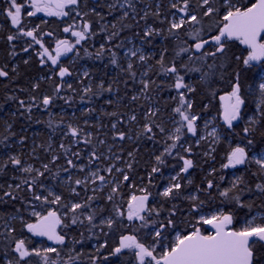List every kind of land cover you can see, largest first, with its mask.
<instances>
[{"label": "trees", "instance_id": "trees-1", "mask_svg": "<svg viewBox=\"0 0 264 264\" xmlns=\"http://www.w3.org/2000/svg\"><path fill=\"white\" fill-rule=\"evenodd\" d=\"M17 2L26 3L27 0H17ZM132 2L135 5V12L126 5L121 8L124 0H100L99 2L81 0L78 8L74 11V16L68 20L51 18L45 21L40 16H27V12L31 8H24L22 12L23 26L26 29L39 26L41 34L52 33L51 36L43 35L42 41L50 49L55 48L58 39L72 37L63 31L64 27L75 23V30H80L84 21L90 23L91 31L95 34L89 35L86 40L77 45L79 56L70 53L60 60V64L68 67L72 72V75L65 77L62 82L54 74L50 62L47 65L39 63L36 52L40 51V47L34 44L30 38L18 36L16 40L11 42L7 40L8 35H17V30L12 26L10 19L6 17L4 12V9L8 7L7 0H0V67L6 65L5 70L9 73L6 79L0 77V90L2 92L0 97V140L9 136L5 143L10 145L13 143L15 148H18V142H14V140L25 137L22 145L24 153L21 159L27 160L26 163L32 164L35 168H41L44 163L49 164L50 171L40 179L45 186L50 187L57 194H61L64 203L69 201L84 202L89 196H92L94 199L90 202L91 208L86 211L96 210L99 212V209L103 208L104 212L101 215L107 216L111 213L113 206L112 202L107 200V196L110 194L114 183L119 182V194L116 196L115 203L125 210L129 198L133 194L141 195L139 190L143 187H148L152 193L150 207L154 206L161 210L159 217L153 215L152 219L165 220L175 206L176 214L172 218L176 221L177 226L175 229L165 230L163 245H156L157 253L161 252L162 247H167L173 242L177 233L183 235L191 232L193 227H202L203 225L197 223L201 215L213 214L217 211L231 212L233 214L231 227L236 230L242 228L246 221L256 213L263 216L262 220L256 221L257 224L264 222V194L259 193L255 188L257 183H264V176L258 174V165L251 163L234 169L222 170L220 168V165L225 162L227 152L237 143H241L243 146L247 143L248 138L253 139L254 148L251 154H255L257 148L264 146V125L255 126L256 131L250 137L241 140L247 118L254 113L255 104L259 97L258 91L250 92L248 86L252 85L255 88L260 82L261 76L264 75V61L260 66L252 64L250 67H246L242 61L237 62L233 59L225 69L224 78L221 79L218 74L209 85L199 84V73H187L185 81L197 85V91L191 94V99L193 111L201 117L197 122L199 125L198 135L186 134L181 141L184 147L191 146V153L184 152L183 147L178 146L173 149V155L165 156V162L158 164L156 156L161 155L164 152L165 143L170 144L171 141H167L166 135L159 133L156 129H154L156 135L153 139H148L146 135L141 134L142 127L146 122L145 114L150 108H158L160 112L153 119L157 123L163 121L166 129L170 131L173 124L169 120V116L176 106L171 97L176 96V91L168 87L173 82L172 78L161 72L157 61L163 53L166 65L173 61L177 66L188 63L187 54L176 55L180 47L186 46L185 41L187 44H192L188 33L192 32L194 28L202 27L205 36L215 34L218 18L215 16L211 18L201 17V25H186L176 35L170 36L168 28L173 19V13L176 12L171 7L174 0H132ZM212 2L214 6H219V0H212ZM233 3L244 7L255 3V0H233ZM109 5H115V8H110ZM125 10L129 12V16L122 18ZM76 11H79L81 16H76ZM157 11H159V16L155 15ZM190 11L201 13L198 0H190ZM145 12L148 13L147 18L141 19ZM180 15L182 14L176 13V17L179 18ZM112 25H115V28ZM149 25L161 30V35L143 38L144 29ZM114 31L119 32V35L109 41L107 37ZM177 35L179 39L176 38ZM29 43H32L33 47L28 52H24L23 48L27 47ZM121 43L123 46L117 47ZM101 44L105 46V51L97 58L96 53ZM133 44L134 47L139 46L145 50L147 57H149L146 63L138 60L139 55L129 59L125 56V52L131 49ZM229 48L230 56L233 54L247 55L246 46L240 45L238 41L231 42ZM85 50L91 55H86ZM113 52L116 53L119 66L111 63ZM13 53L15 54L13 55ZM25 60H28L27 64L24 63ZM129 60L133 63V71L136 73L134 78L128 71L121 70L122 68L127 69ZM209 63H211V59H209ZM14 67L16 68L15 72L12 71ZM84 70L88 71V77L83 76ZM145 72L147 75H143ZM235 72L240 73L242 95L245 97L244 119L233 130H229L221 121L222 107L219 97L231 91L229 80L233 78ZM182 74H184L183 70ZM142 79L155 81V83L150 84L146 92H142V84L140 83ZM101 82L104 83L105 87L112 84L113 91L101 92L98 96L88 94L83 101L81 100V96L84 95V87L91 84L93 91H98L97 86ZM36 84L39 87L34 89L33 85ZM58 84H62L63 87L61 92L55 96L52 105H49L47 109H44L43 106L32 107L31 112L26 115L25 107L22 108L19 103L21 100L26 101V95L29 94L30 104H39L43 95H55L54 89ZM68 84L72 85V89L67 87ZM213 93L215 94L213 95ZM10 96L15 97V99H8ZM33 96L37 98L35 102L31 99ZM133 96H137L138 99L133 100ZM60 97H64V99ZM109 100L112 101L111 104L107 103ZM205 105H208L207 110L204 109ZM88 109H94V111L89 113ZM108 113H116V115H108ZM132 115L137 117L135 121L129 119ZM214 118H217L223 137L218 144L214 145L215 152L211 153V157H209L204 153L209 151L210 140H201L199 144L196 141L199 136H203L205 120H213ZM49 122H51V126H49ZM7 124H11L10 131L15 133L14 136L9 135V132L5 130ZM69 124L82 130L80 137L77 138L80 140L79 143H74L71 135H65L68 132L67 126ZM113 124H116L115 129L112 128ZM117 132H124L126 134L125 139L120 140L118 136L114 139ZM88 133H91V143L85 144L83 141L88 138ZM61 144H64L66 148H71L67 157L64 149L61 148ZM3 149L5 148L0 147V152ZM93 150L96 151L99 159L93 160L91 164L97 167L100 175L107 178L108 183L104 185H101L99 181H96L95 184L89 183L87 190L83 185L70 184L67 180L69 176L75 180L76 178L84 179L88 175L87 169L91 165H89V157ZM72 152H80V158L77 159L72 156ZM177 152L192 159L194 167L189 170L188 174H182L186 178L180 181L184 185L181 196L169 199L160 196L159 193L168 186L170 177L179 172L180 167H182L183 162L176 156ZM129 153L132 155L129 156ZM53 156L58 157L54 162L52 161ZM68 158L73 159L77 165H85V171L80 172L78 168L69 167ZM129 164H131V168L128 167ZM113 165L115 167L111 173L105 171L106 168ZM153 167H159L160 171L152 173ZM64 168L69 170L65 172ZM117 168L122 169L129 176L128 181L123 180L122 174L116 171ZM213 168L217 170L216 173L209 175ZM41 170L43 169L41 168ZM6 173V175H0V184L5 185L4 189H0V196H2L3 191L8 190V183L19 182L11 179L13 175L21 176V173L14 171L11 167L6 169ZM149 174H151V184H149ZM221 175L224 176L223 181L220 180ZM240 176L245 181L241 185V188L244 189L240 194L241 201L245 205H251V209L239 207L234 201L229 202L221 198L219 191L215 189L209 190L211 196L207 192L196 191L197 186L201 189L206 187L207 179H212L215 184H219L222 190L230 187L231 181ZM188 179H191L192 184L187 183ZM63 181H66L67 184H64ZM101 186L103 188L99 190ZM69 187H76L79 195L72 194L68 190ZM37 191L42 192L43 190L37 189ZM44 194L47 193L44 192ZM189 194L198 195L199 200L204 202L197 211H193L191 208L193 201L184 199ZM18 195L22 198L31 199L27 192H20ZM3 199L4 202H0V264H4L5 259H12L14 256V253L11 252L14 243H12L11 237L7 235L5 222H8L9 227L15 228L12 235L16 239H24L26 242V238H28L26 228L22 226L19 219L11 220V217L16 215L23 216L26 220L34 219L29 216V210L25 209L20 199L15 201L9 200L7 197ZM35 203L39 205V202ZM16 208L21 209L19 213L16 212ZM37 210L42 209L38 207ZM99 218L100 216L97 217V220ZM65 223H68L67 219ZM123 224L126 227H114L107 237L99 229H93L92 232H89L87 221L83 226L73 225L70 229H61L67 233V242L66 245H60L57 248L60 249L64 260L68 259L72 249H75L71 252L73 256L76 253H81L74 264H91L90 257L93 256L100 257L97 264H135L134 257L127 251L125 253L127 259L125 257H110L107 262L103 260V256L108 255L111 248L118 244L120 235L135 234L141 242L152 245L153 238L148 234L149 229L136 230L139 228V221L129 223L125 219ZM104 231L109 230L104 229ZM201 231L205 234L208 233L206 228L201 229ZM73 239L81 240L82 243L74 244ZM105 240L108 241V247L97 253L96 245ZM28 243H26L27 246L34 247L29 239ZM5 251L8 252L7 257L3 255ZM31 261L32 264H40V259L37 257H32Z\"/></svg>", "mask_w": 264, "mask_h": 264}, {"label": "snow or ice", "instance_id": "snow-or-ice-1", "mask_svg": "<svg viewBox=\"0 0 264 264\" xmlns=\"http://www.w3.org/2000/svg\"><path fill=\"white\" fill-rule=\"evenodd\" d=\"M81 0H27L26 3H18L17 0H7L8 7L4 9L6 17L10 19L12 26L17 30V35H8L7 40L9 42L16 40L18 36L30 38L34 44L39 45L40 51L36 52L37 57H39V63L41 65H47L50 62L54 74L59 77L63 82L64 78L71 76L68 67L62 66L60 64L61 56H65L68 53H75L79 56V49L77 45L81 44L88 38L89 35H94L91 31V25L88 21H84L80 26V30H75V23L68 25L63 28L65 33H70L72 37H75L74 41L68 39H58L56 41L55 48L46 47L43 41V35L51 36L52 33L39 32V26L33 29H26L22 22V12L25 7H30L32 10L27 12V16H35L37 13H44L47 16L56 17H68L75 11ZM131 8L135 12V5L132 0H124L121 8L124 6ZM198 6L202 10L201 13H196L195 11H190V0H174L171 3V7L176 10L173 13V20L170 22L168 28V34L170 36L176 35L181 29H184L186 25L195 26L201 25V17H217V23L215 27V34H208L205 36L204 29L194 28L192 32L188 35L192 40V44H187L186 46L180 47L179 51L176 53L180 56L181 53L187 54L188 63H182L177 66L173 61L171 64H165V57L161 53L157 63L160 65L161 72L172 78V84L168 87L173 88L176 91V96L171 97L175 101L176 106L172 109V114L169 116V120L173 124V128L169 131L164 126L163 121L157 123L154 117H157L160 110L158 108H150L145 114L146 122L142 127L143 135H146L148 139H153L156 135L154 129L158 130L159 133L165 134L167 141L171 143H165L164 152L161 155L156 156V161L158 164H163L165 156L173 155V149L178 146L183 147L184 152L191 153V146L184 147L181 143L183 137L186 134H191L192 136L198 135V121L201 119L200 115L193 111V101L191 99V94L197 91V85L188 83L185 81V75L189 72L199 73V84L209 85L213 78L220 75L223 79L225 75V69L227 68L229 62L235 59L237 62L242 61L243 65L250 67L252 62L264 60V0H255L250 6L240 7L233 3V0H219V6H214L212 0H198ZM110 8H115V5H109ZM95 11V9H93ZM176 13L182 15L176 19ZM76 16H81L79 11H76ZM86 15V13H85ZM97 15H100L97 13ZM159 16V11L155 13ZM129 16L128 11H123L122 18H127ZM148 13L145 12L141 19H146ZM103 19V17H101ZM115 28V25H112ZM126 27V25H125ZM104 30V29H102ZM119 32H112L107 39L111 41L114 37L118 36ZM161 35V30L155 29L152 26H147L143 32V38H149L153 36ZM179 39V36H176ZM238 41L240 45L246 46L247 55H229V45L231 42ZM123 44L117 45V47H122ZM33 47L32 43H29L27 47L23 48L24 52H28L30 48ZM105 51V46L101 44L99 51L96 53V57L99 58ZM140 62L146 63L149 57H146L141 49L136 48L135 50L129 49L125 52V56L137 57ZM15 53H13L14 55ZM86 55H91L85 50ZM211 59V63H209ZM25 64L28 60L24 61ZM111 63L113 65H118L116 59V53H112ZM7 66L0 67V77H8L9 73L5 70ZM58 69V71H56ZM122 71H128L130 75L134 78L136 73L133 71V63L129 60L127 64V69H121ZM182 70L183 73L182 74ZM13 72L16 71L14 67ZM89 73L87 71L83 72L84 77H88ZM143 75H147L145 72ZM142 84V92H146L150 84H154L155 81H149L142 79L140 81ZM231 91L225 95H221L219 99L222 102V112L221 117L224 124L229 130L234 129V122H238L244 119L242 109L245 105V97L242 95V85L240 82V73L235 72L231 80H229ZM39 85H33V88H38ZM63 85L58 84L54 89L55 95H43L40 99L39 104H29L27 105V111L30 113L32 107L43 106L47 109L49 105H52L55 96L58 95L62 90ZM67 87L72 89V85L68 84ZM159 87V86H157ZM98 91H93L91 84L83 88L84 95L81 96V100H84L85 96L91 94L92 96H98L101 92H112L113 86L109 84L105 87L104 83L101 82L98 86ZM250 92L259 93V97L255 104L254 114L248 116L246 126L243 128L244 138L250 137L255 131L257 125H264V80H261L258 85L253 88L252 85L248 86ZM75 91V89H73ZM215 93H213L214 95ZM64 99V97H60ZM90 98V97H89ZM8 99H15V97H8ZM32 101H36V97H31ZM133 100L138 99L137 96L132 97ZM67 102V100H66ZM20 106L25 107V102L21 100ZM107 103L111 104L112 101L109 100ZM208 105L204 106L207 110ZM89 113L94 111V109H88ZM15 115V114H13ZM108 115H116V113H108ZM31 119V116H29ZM130 120L135 121L137 117L132 115L129 117ZM39 122V121H37ZM87 123V121H85ZM212 121L205 120L204 129H208ZM51 126V122H49ZM11 124L6 125V131L9 135L14 136L15 133L11 132ZM68 132L65 135H71L74 143H79L82 130L78 127H73L71 124L68 126ZM112 128H116V124L112 125ZM118 136L120 140H124L126 134L124 132H117L114 139ZM86 139H84L85 144L91 143V133L87 134ZM9 139V136H5L0 140V147L10 148L11 145L5 143ZM25 137H21L18 141L23 143ZM201 140H210L209 151L205 152L204 155L211 157V153L215 152V144H218L221 140V135L217 131L215 126H212L211 130L207 132L206 136H199L196 143L199 144ZM101 143H104L101 141ZM50 147V146H49ZM61 148L64 149L65 156L71 151V148H66L64 144H61ZM254 141L251 138L247 139V143L243 146L241 143H237L234 147H231L225 156V162L220 165L223 169H234L240 165H248L255 163L258 165V174L264 176V146L256 149L255 154L253 153ZM72 156L77 159L80 158V152H72ZM251 154V155H250ZM132 153H129L131 156ZM176 156L183 162L182 167H180L179 172L170 177V182L168 186L164 188L162 192L159 193L160 196L175 199L182 194V188L184 185L180 182L185 179L186 176L182 174H188L189 170L194 167V162L190 158H186L184 155H180L179 152ZM58 157L53 156L52 161L54 162ZM119 159V157H116ZM99 159L96 151L93 150L89 157V165L93 160ZM67 164L71 168H78L80 172L85 171V165H77L74 163L73 159L68 158ZM11 167L14 171L21 173V176L13 175L12 180H18V183L7 184V189L3 191L2 196H0V202H4V197L9 200L15 201L20 199L21 204L24 205L26 210H29V216L34 219L26 220L23 216L13 215L11 220L19 219L22 226L27 229V232L31 233L36 237H46L48 241L54 242L56 245L64 246L67 242V233L58 231V229L71 228L73 225L85 224L87 221V230L92 232L93 229H99L100 232L107 237L109 232L116 226L126 227L123 221L126 219L129 223H134L139 221L140 229H149V235L153 238L152 245H146L141 242L137 235L126 234L120 235L118 244L112 247L108 255L103 256L105 262L109 261L110 257H127L125 256L126 250L131 253L134 257L135 264H264V222L260 224L254 223L255 217L247 220L245 226L239 230L230 227L233 224V214L231 212L225 213L219 211L211 216H199L197 221L201 225H210L214 232L205 234L201 231L199 227H193L192 231L187 234L177 233L175 240L171 242L167 247H162L160 253L156 251V245H163L165 239V230L175 229L177 226L176 221L172 218L175 216V206L174 209L170 211L169 216L165 220H154L153 215L159 217L160 209L154 206H149V198L152 193L149 191L148 187H143L139 191L141 195L133 194L127 201L126 210L123 209L119 204L115 203L116 196L119 194V182H115L114 186L111 188L110 194L107 196V200L112 202V211L109 215H101L104 212L103 208L96 210L86 211L91 208L90 202L94 197L89 196L84 202H74L69 201L64 203V198L61 194H57L50 187L45 186L41 181V177L45 176V173L50 171L49 164L44 163L41 168H35L32 164H28L21 159L17 154H7L6 158L0 157V175H6V169ZM115 166H111L105 169L108 173L113 171ZM131 168V164L128 165ZM65 172L69 169L64 168ZM116 171L120 172L123 176L124 181L129 180V176L123 172L122 169L117 168ZM160 171L159 167H153L152 173H157ZM216 169L213 168L209 175L216 173ZM70 184L76 186L83 185L85 190L89 183L95 184L98 180L101 185L108 183L107 178L104 175L99 174V170L91 171L88 173L84 179L76 178L72 179L71 176L67 178ZM220 180H224V176H220ZM151 174H149V184H151ZM187 183L192 184L191 179L187 180ZM244 178L242 176L236 177L231 181L230 187L220 189L219 184H215L212 179L206 180V187L201 189L197 186L196 191L207 192L211 196V191L218 190L219 196L225 200L232 202L234 201L239 207H248L251 209V205H245L241 201V193L244 191L241 185L244 184ZM5 185L0 184V189H4ZM256 190L264 194V183H257L255 185ZM37 189H42V192L37 191ZM72 194L78 196L76 187H69L68 189ZM250 190V189H249ZM95 191V189H93ZM27 192L30 194L31 199L26 197H20L18 193ZM44 192L47 194L45 195ZM184 199L193 201L191 208L193 211H197L200 206L204 203L199 200L198 195L189 194L185 196ZM35 202H39L37 205ZM47 206V207H45ZM58 206V207H52ZM40 207L42 210H37ZM20 208H16V212H20ZM63 210V211H61ZM100 216L99 220L97 217ZM68 223H65V220ZM5 227L7 228V235L11 237L14 247L11 248V252L14 253L12 259H5L4 264H32L31 258L37 257L40 259V264H74V261L81 255V253H76L75 256L71 252L75 249L70 250L68 259L64 260L61 256V251L57 247H44V248H29L26 245L24 239H16L12 234L15 232V228L9 227L8 222H5ZM108 229L109 231H104ZM83 235V233H81ZM98 239V237H97ZM74 244L82 243L81 240L73 239ZM108 247V241L105 240L103 243L96 245V252L100 253L102 249ZM5 257L8 256V252L3 253ZM91 264H97V260L100 259L99 256L90 257Z\"/></svg>", "mask_w": 264, "mask_h": 264}, {"label": "flooded vegetation", "instance_id": "flooded-vegetation-1", "mask_svg": "<svg viewBox=\"0 0 264 264\" xmlns=\"http://www.w3.org/2000/svg\"><path fill=\"white\" fill-rule=\"evenodd\" d=\"M32 9H30L29 11H31ZM35 16H40L42 19H44L45 21L46 20H48V19H51V18H53V19H60V20H68V19H70L72 16H74V11L70 14V16H68V17H56V16H47V15H45L44 13H37ZM27 17V16H26ZM16 29V28H15ZM66 57V55L65 56H61V58H60V60L61 59H63V58H65ZM264 61V60H263ZM262 64V63H261ZM4 79H6V77H4ZM12 82H14L13 80H12ZM6 85V84H5ZM1 95H2V92H1V90H0V97H1ZM30 104V100H29V94L28 95H26V101H25V112H26V115H27V113H28V111H27V105H29ZM26 131H27V129H26ZM31 137V136H30ZM19 140H14V142H18ZM18 148H15V146H14V144L12 143L11 144V147L10 148H7V149H3L1 152H0V157H3V158H6V156H7V154H9V153H11V154H17V155H19L20 157L23 155V153H24V149H23V147H22V145H23V143H19L18 142ZM25 162H27V160L25 161ZM219 211H217V212H215V213H218ZM214 214V213H213ZM257 216H260L261 218L260 219H258V218H256ZM253 217H255V220L257 221V220H262L263 219V216L260 214V213H256ZM231 227V226H230ZM244 227V226H243ZM58 231H61V229H59ZM207 231H208V233H211V232H214V229L211 227V226H209V229H207ZM26 232H27V229H26ZM207 233V234H208ZM27 234H28V238H26V243L27 244H29L28 243V239L31 241V245L33 246L34 245V247H32V248H39V247H44V246H46V247H52V242L51 241H48L47 239H44V240H40V239H38L36 236H33L31 233H29V232H27ZM60 245H58V246H56V247H59ZM29 248H30V246H28Z\"/></svg>", "mask_w": 264, "mask_h": 264}, {"label": "rangeland", "instance_id": "rangeland-1", "mask_svg": "<svg viewBox=\"0 0 264 264\" xmlns=\"http://www.w3.org/2000/svg\"><path fill=\"white\" fill-rule=\"evenodd\" d=\"M176 19H178V17H176ZM172 20H173V19H172ZM22 22H24V17H23V15H22ZM68 36L71 37V34L68 33ZM66 39H68V40H70V41H74V40H75V37L66 38ZM136 48L141 49V52H142L146 57L148 56L147 53L145 52V50L142 49V48H140L139 46H135V47H134V44H133L132 47H131L132 50H135ZM139 54H140V53H138L137 55H139ZM127 57H128V56H127ZM129 58H133V57H128V59H129ZM84 71H87V70H84ZM87 72H88V71H87ZM261 80H264V75L261 76ZM261 80H260V81H261ZM258 94H259V93H258ZM253 114H254V113H253ZM253 114H252V115H253ZM220 117H221V116H220ZM210 121H212V124L209 125V128H208V129H204V126H203V136H206V135H207V132L211 130L212 126H215L216 129H217V131L220 133L221 138H222L223 135H222V133H221V129H220L218 123H217V118H214L213 120H210ZM221 121H222V119H221ZM222 123H223V122H222ZM96 170H98L97 167H95V165L91 164L90 167L88 166L87 174H88L89 172H91V171H96ZM97 181H98V180H97ZM63 183H64V184H67L66 181H63ZM102 188H103L102 186H101V188L99 187V190H102ZM211 215H212V214H208V215H204V216H211ZM256 218L260 219L261 217H260V216H257ZM254 223L257 224L256 220L254 221ZM209 226H210V225H203L202 227H200V229H203V228L209 229ZM244 226H245V224H244ZM39 248L42 249V247H39Z\"/></svg>", "mask_w": 264, "mask_h": 264}, {"label": "water", "instance_id": "water-1", "mask_svg": "<svg viewBox=\"0 0 264 264\" xmlns=\"http://www.w3.org/2000/svg\"><path fill=\"white\" fill-rule=\"evenodd\" d=\"M94 2H99L100 0H93ZM70 53H68L67 55H69ZM263 62V60L262 61H255V62H252V64H254V65H256V66H258V65H260L261 63ZM220 101V104H221V107H222V102H221V100H219ZM243 110H244V108L242 109V112H243ZM223 121V120H222ZM224 123V122H223ZM241 123V121H238V122H234V127H236V126H238L239 124ZM240 166H243V165H240ZM240 166H237V167H240ZM139 196V195H138ZM151 201H152V197L150 196V198H149V206H150V203H151ZM59 230V229H58ZM38 239H40V240H44V239H47L46 237H37ZM52 242V241H51ZM52 245L53 246H58V245H56V244H54V242H52Z\"/></svg>", "mask_w": 264, "mask_h": 264}, {"label": "bare ground", "instance_id": "bare-ground-1", "mask_svg": "<svg viewBox=\"0 0 264 264\" xmlns=\"http://www.w3.org/2000/svg\"><path fill=\"white\" fill-rule=\"evenodd\" d=\"M254 65V64H253ZM256 66V65H255ZM221 119H222V117H221ZM223 122V121H222ZM224 124V123H223ZM225 125V124H224ZM127 251V250H126Z\"/></svg>", "mask_w": 264, "mask_h": 264}]
</instances>
